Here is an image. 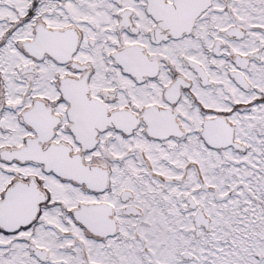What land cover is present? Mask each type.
Masks as SVG:
<instances>
[{"label":"snow or ice","instance_id":"obj_1","mask_svg":"<svg viewBox=\"0 0 264 264\" xmlns=\"http://www.w3.org/2000/svg\"><path fill=\"white\" fill-rule=\"evenodd\" d=\"M0 264H264V0H0Z\"/></svg>","mask_w":264,"mask_h":264}]
</instances>
